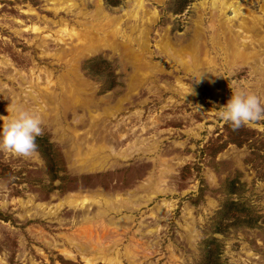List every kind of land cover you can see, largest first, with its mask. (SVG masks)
Returning <instances> with one entry per match:
<instances>
[{
	"label": "rangeland",
	"instance_id": "rangeland-1",
	"mask_svg": "<svg viewBox=\"0 0 264 264\" xmlns=\"http://www.w3.org/2000/svg\"><path fill=\"white\" fill-rule=\"evenodd\" d=\"M219 1L141 0L137 20L135 0H0V129L17 107L43 121L37 153L0 150V264H87L95 242L109 252L92 264H264V119L234 130L218 116L232 91L264 103V0ZM226 26L247 62L227 60ZM164 35L196 73L158 51ZM114 39L144 49L135 86ZM70 88L86 107L60 102ZM102 143L127 157L72 165L70 149ZM119 195L112 210L66 201Z\"/></svg>",
	"mask_w": 264,
	"mask_h": 264
},
{
	"label": "bare ground",
	"instance_id": "bare-ground-1",
	"mask_svg": "<svg viewBox=\"0 0 264 264\" xmlns=\"http://www.w3.org/2000/svg\"><path fill=\"white\" fill-rule=\"evenodd\" d=\"M97 5H99V3ZM134 5L136 6V7H134L135 10H132L133 14L130 15V17L133 16V18L139 20V18L135 17V16H136L137 10L142 7L141 6V0H135ZM228 5H226V6H228ZM209 8L214 13L217 9L219 10V12H223L224 8H226V7H225L224 3H222L219 0H210V7ZM263 12H264V10H263ZM103 16H105V15H103ZM221 17H223V16H221ZM148 18L149 17H147L146 19H148ZM224 23L226 25L227 21L225 20V22H223V25H224ZM116 24L118 25V23H116ZM134 28H136V26H134ZM33 29L37 30L36 27H33ZM225 29L228 32L229 36L227 37L228 41H226L225 39H224L225 40L224 42L222 41L224 43V45H226L225 47L223 46V49H224V51L227 50L229 53L231 52L229 54V56L227 57V58H229L227 60L231 59L233 64H235V62H236V64L241 63V62H247V60L250 59V56L246 55L245 41H247L248 39L246 40V36H244L245 37L244 39L241 38V36L238 38V36H237L238 34L231 32L227 28V26ZM118 31H119L118 28L117 29L112 28V30H111V32H113L112 34L115 36H116ZM142 31H144V29H142ZM142 31L139 33V37H142L141 36V34H143ZM123 35H125V34H123ZM123 37L127 41H130L129 35H127V36L125 35ZM194 37L196 39V33L194 34ZM237 38H238V40H236ZM113 41H115V39ZM112 42L110 43V45L112 44ZM111 47L114 50L120 52V57H121V60L123 61V63H124V61L130 60L131 64H134V65H132V67L135 66V69H136L135 70V76L132 77L130 85L135 86V83L137 81L141 82L145 78V76L147 75V73L145 71L142 72V69H143L142 68V66H143L142 65V59H143L142 56H144L143 55L144 49H142V53L138 54L137 52H135V50L131 46L128 47L126 45V43H123V42L120 43L117 41H115V43L113 45H111ZM157 48L161 54H164L169 60H171L174 63H177L181 68L185 69L187 72L196 73V69L199 66V62L197 61L196 54H194V52L192 53L193 50L190 51L191 48L190 49L187 47L184 48L180 44H177V45L173 44L171 41H169V39L165 35L162 36L161 40L158 43ZM227 51H225V52L227 53ZM263 60H264V57L261 61H263ZM204 61H206L205 63L207 65L210 64V62H208V60L206 58L204 59ZM67 75L68 74H66V76ZM73 91H76V89L70 88L67 92L65 91L66 93L61 91L63 96H61L60 102L65 103L66 105L71 104L70 106H78V105L83 106L84 104H82L81 101L85 102V95L79 94V96H76L77 94L74 95ZM78 91L80 93V89H78ZM29 93H28V95H29ZM83 107H86V106L84 105ZM13 110L14 109H12L11 114L7 117L10 118L14 114ZM40 113H42L43 116L45 117L46 112L44 113L40 109ZM5 119H7V118H5ZM97 119L98 118H96V116H92V119H91L92 124L90 122V125H94L96 123ZM135 142H136V145L134 148H136L138 150V146L141 147V145H143V143H142V141H135ZM149 147L150 146H148V148L146 149L147 151L149 150ZM108 148L109 147L107 145H105L104 143H102L100 145L97 144V145L86 146L85 151H83V150L81 151L79 147H76L74 150L70 149L67 152L68 153L67 155H68V158L71 159L72 165H74L78 168H87L88 170L89 169H99V168L107 165V163L109 162V155L110 156L116 155L112 152V150L110 148L109 149ZM127 155H128L127 150H125L120 155H118V156L116 155V156L122 159V158L127 157ZM158 179H160V178H158ZM158 179L155 178L154 183H156V184H154L152 186V189H155L156 187L159 188V184L161 185L160 180H158ZM149 184L150 183L148 182L146 185V188H148L147 186H149ZM146 190L148 191V189H146ZM149 192L152 193V192H154V190H152V191L150 190ZM150 195H153V194H150ZM97 197H95V198L94 197H81V198L72 197V198L66 199V201L69 205H81V206L84 205L87 201H89L93 204L100 203L105 210H112V209H117V208L119 209V207H123L124 205L126 206L129 204L128 199L120 198V195L114 199H105V198H101L100 196H97ZM144 197L146 198L147 194L144 195ZM113 205H115V206H113ZM105 212L106 211H104L103 213L105 214ZM93 245H94V248L92 250L93 255H92L91 259H86L87 264H92V261L94 259L97 260L98 256H105L109 252L108 248L102 247L101 245L97 244L96 242ZM129 253H130V251L127 252V254H129ZM108 264H119V263L117 262V260H113L110 258L108 261Z\"/></svg>",
	"mask_w": 264,
	"mask_h": 264
},
{
	"label": "clouds",
	"instance_id": "clouds-1",
	"mask_svg": "<svg viewBox=\"0 0 264 264\" xmlns=\"http://www.w3.org/2000/svg\"><path fill=\"white\" fill-rule=\"evenodd\" d=\"M218 116L235 130L264 119V103L250 91H232L231 98L220 108ZM42 123L40 115L17 107L0 129V150L10 151L21 157L37 153L36 138L43 133Z\"/></svg>",
	"mask_w": 264,
	"mask_h": 264
}]
</instances>
